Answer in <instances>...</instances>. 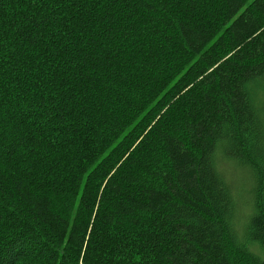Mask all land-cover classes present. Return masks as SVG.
<instances>
[{"label": "trees", "instance_id": "trees-1", "mask_svg": "<svg viewBox=\"0 0 264 264\" xmlns=\"http://www.w3.org/2000/svg\"><path fill=\"white\" fill-rule=\"evenodd\" d=\"M262 85L264 0H0V264H264L214 165Z\"/></svg>", "mask_w": 264, "mask_h": 264}, {"label": "rangeland", "instance_id": "rangeland-1", "mask_svg": "<svg viewBox=\"0 0 264 264\" xmlns=\"http://www.w3.org/2000/svg\"><path fill=\"white\" fill-rule=\"evenodd\" d=\"M261 89L262 92H255L252 98L256 121L243 139L250 158L233 159L222 154L220 148L214 162L216 172L227 189V214L231 230L240 235H244L249 219L256 212L257 191L259 201H264V85Z\"/></svg>", "mask_w": 264, "mask_h": 264}]
</instances>
